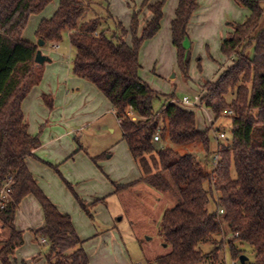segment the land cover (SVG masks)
Instances as JSON below:
<instances>
[{"label":"trees","instance_id":"trees-1","mask_svg":"<svg viewBox=\"0 0 264 264\" xmlns=\"http://www.w3.org/2000/svg\"><path fill=\"white\" fill-rule=\"evenodd\" d=\"M52 1L0 0V188L9 182L10 189L0 210V264H12L10 256L23 243L14 219L18 205L28 195L43 212L44 225L34 235L47 241L44 264H89L69 216L56 209L24 163L40 144L38 136L27 133L21 111L22 100L42 74L34 60L38 41L47 45L59 42L66 31L73 49L71 71L93 84L112 105L122 139L141 175L137 182L176 201L162 212L158 225V236L168 250L145 264H222L223 250L236 261L246 256L247 248L253 261L244 264H264L263 0H233L249 14L243 22L230 24L232 32L221 42V53L230 64L214 81L201 86L198 103L211 111L215 121L224 118L231 123L230 144L217 140L215 153L210 151V128H197L194 111L183 108L175 93L158 94L138 75L139 49L158 32L165 0H143L139 10L133 11L128 29L107 10L105 17L85 20L89 9L85 0H60L56 12L39 23L37 43L23 40L29 17ZM197 7V0H178L171 22L177 67L184 80L189 79L191 60L186 29ZM143 8L151 18L139 28ZM110 22L114 28L108 35L106 24ZM128 36L130 44L126 43ZM161 98L164 102L155 111L154 102ZM43 100L48 108L52 106L47 97ZM218 131L217 127L216 134ZM156 135L162 147L153 141ZM164 143L194 144L200 148L196 153H204L206 163L197 161L195 153L181 154ZM214 155L218 156L216 166ZM61 179L92 218L89 206ZM112 184L115 192L132 185ZM210 203L216 210H209ZM204 245H210L206 253Z\"/></svg>","mask_w":264,"mask_h":264},{"label":"crops","instance_id":"crops-1","mask_svg":"<svg viewBox=\"0 0 264 264\" xmlns=\"http://www.w3.org/2000/svg\"><path fill=\"white\" fill-rule=\"evenodd\" d=\"M59 1L53 0L40 13L29 17L22 32L23 40L37 43L35 31L39 23L49 19L56 12ZM142 1L132 0L130 4L129 0H105V12L101 16L105 17L107 10L113 20L128 29L133 11L139 10ZM177 3L178 0H165L158 32L144 41L139 49L138 75L160 95L176 94V91L182 90L181 98L187 96L193 101L197 96L199 100L203 83L214 81L230 64V60L220 50L221 42L232 32L230 24L243 22L249 12L233 0H197L198 7L186 29L185 45L190 51L191 60L189 79L185 82L181 77L178 81L171 78L179 73L176 50L171 39V22ZM150 18V12L143 8L139 15V28ZM111 26L114 28L112 22ZM68 36L69 32L66 31V37ZM60 42L39 47L41 54L49 60L39 64L41 78L21 103L27 133L38 136L40 143L31 155L25 158L24 163L38 187L56 209L69 216L76 234L82 241L89 264H102L103 256L98 254L97 257H91L85 246L90 239L96 241L97 235L104 236L103 233L111 228L110 217L108 218L109 215L102 206L105 204V198L119 193L115 192L112 183L120 186L143 183L137 182L141 175L126 142L122 139L120 123L112 105L93 84L72 73L70 60L73 58V49L69 44L71 55L64 54L59 51ZM126 43H131L130 36L126 38ZM193 74L204 79L195 81ZM44 97L51 100L50 108L45 104ZM177 101L181 102L178 96ZM196 104L198 102L190 106L180 105L194 111ZM198 109L196 112L207 116V125L203 127L204 122V125L200 126L198 118L197 128L205 130L206 127H211L215 122L211 111L203 105ZM208 114H211V117ZM117 155L126 166L115 171L112 162ZM53 167L58 169L77 196L89 206L92 218L79 207ZM93 216L96 224L93 223ZM14 225L15 229L21 232L23 243L10 256L11 263L44 264L47 246L34 235L35 231L43 227L44 217L39 203L32 195L21 200L15 213ZM1 239L0 231V243ZM128 263L131 264L130 261ZM145 263L147 261L139 264Z\"/></svg>","mask_w":264,"mask_h":264},{"label":"rangeland","instance_id":"rangeland-1","mask_svg":"<svg viewBox=\"0 0 264 264\" xmlns=\"http://www.w3.org/2000/svg\"><path fill=\"white\" fill-rule=\"evenodd\" d=\"M85 3L89 8L85 15V20L104 14L105 11L103 8L105 6L103 2H100L99 0H85ZM129 3L132 4V0H129ZM262 5H264V0ZM108 26H110V29L108 30V35H110L111 30L113 31L111 22ZM59 51L71 55L66 32L62 35V40L59 44ZM193 77L195 81H202L204 79L195 74H193ZM171 78H174L177 81L180 78L182 81H185L180 72L176 74L175 77ZM167 80L171 81V79ZM181 91H176V94L180 99H182L181 96L183 93V91ZM163 102L162 98L156 100L154 102V110L158 111ZM179 104L182 103L179 102ZM195 106L193 107V110L196 114V119L199 118L200 126H203L205 122V125L203 126L205 127L207 125V116L200 112H196V110H199L198 108L202 105L198 103ZM209 116L211 117V114ZM217 127L219 128L217 133L223 132L225 136L223 139H220L218 143L229 145L231 140V123L227 119L221 118L215 121L211 127H206V129L210 128V151L213 153H215L217 149V141L215 140L217 135L215 129ZM157 143H159L158 146L162 145L160 139ZM163 145L169 146L181 154L186 152L195 153L194 155L197 161L202 165L206 163L204 153H196L200 151V148L198 146H193L194 144L188 146H174L169 143H164ZM112 163L115 171L120 170L125 165L124 161H121V158L118 155L117 157H114V162ZM124 189H126L124 192L119 191L118 194H112L104 199L105 204L102 208L109 215L108 218L110 217L111 228L103 233L104 236H100L101 234L97 235L95 237L96 241L90 239L85 246L91 257H97L98 254L103 256L104 260L102 261V264H127L128 261H130L131 264H139L140 262L145 261L151 262L155 257L165 254L168 250L158 236V225L162 212L175 206L176 201L158 194L154 189L145 184H134ZM209 210L214 211L216 210V207L210 203ZM93 223L96 224L95 216H93ZM98 232H100L99 229ZM227 238H230V236ZM202 250L204 253L208 252L210 250V245L202 246ZM223 252H225V263L231 264L232 260L226 249L223 250ZM245 257H247L248 262L253 261V254L248 248L246 249Z\"/></svg>","mask_w":264,"mask_h":264},{"label":"built area","instance_id":"built-area-1","mask_svg":"<svg viewBox=\"0 0 264 264\" xmlns=\"http://www.w3.org/2000/svg\"><path fill=\"white\" fill-rule=\"evenodd\" d=\"M196 102H198V97L197 96H195L193 98V101H191L187 96H184L181 99V103L184 104V105H193ZM223 138H224V133L220 132V133H218L216 135L215 140L217 141V140H220V139H223ZM153 141H155V142L159 141V137L157 135L154 136ZM217 162H218V156L214 155V157H213V166H216ZM9 193H10L9 182H7L6 184H4V186H2L0 188V210L5 207V204H6V201H7ZM222 212L223 211L221 209L218 210L219 214L222 213ZM40 242L42 244H46L47 243L46 239H44V238H41ZM222 264H226L225 263V258H224V261H223ZM231 264H240V263H239L238 260H236V261L232 260Z\"/></svg>","mask_w":264,"mask_h":264},{"label":"water","instance_id":"water-1","mask_svg":"<svg viewBox=\"0 0 264 264\" xmlns=\"http://www.w3.org/2000/svg\"><path fill=\"white\" fill-rule=\"evenodd\" d=\"M38 45L41 47V46L44 45V43H43L42 41H38ZM34 60H35V62H36L37 64H43L44 61H47V60H49V59L46 58L45 56H43V55L41 54V51L38 50L37 53H36V55H35ZM238 261H239L240 264H244V263L247 261V257L241 255V256L238 258Z\"/></svg>","mask_w":264,"mask_h":264}]
</instances>
